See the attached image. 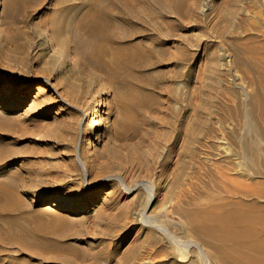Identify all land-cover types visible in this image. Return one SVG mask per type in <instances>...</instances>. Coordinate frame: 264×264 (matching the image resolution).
I'll list each match as a JSON object with an SVG mask.
<instances>
[{"label": "rangeland", "instance_id": "374dc122", "mask_svg": "<svg viewBox=\"0 0 264 264\" xmlns=\"http://www.w3.org/2000/svg\"><path fill=\"white\" fill-rule=\"evenodd\" d=\"M82 2L0 0V264H249L192 217L264 214V0H160L121 26L130 80L80 46Z\"/></svg>", "mask_w": 264, "mask_h": 264}, {"label": "bare ground", "instance_id": "6f19581e", "mask_svg": "<svg viewBox=\"0 0 264 264\" xmlns=\"http://www.w3.org/2000/svg\"><path fill=\"white\" fill-rule=\"evenodd\" d=\"M82 3L75 18L80 46H88L90 58L96 66L105 68L110 77L119 76L127 80L138 77L148 65L142 59L145 53L140 44L127 42L128 35L121 26L123 23L154 20L157 13L167 10L166 5L160 0H84ZM258 102L264 109L263 94L258 96ZM7 104V100L3 101L0 108L7 107ZM103 110L104 102L100 99L86 119L88 130L96 129ZM93 145L91 141L86 149L91 150ZM65 206L67 204L63 200L52 203V207ZM192 220L204 225L212 221L214 234L223 240H233L235 247L240 249L238 256L243 262L264 264V214L258 212L257 206L242 201L230 202L208 215L205 210L198 209ZM260 221H263L261 226ZM1 227L5 226L2 224Z\"/></svg>", "mask_w": 264, "mask_h": 264}]
</instances>
